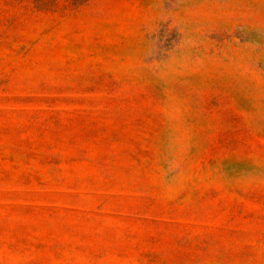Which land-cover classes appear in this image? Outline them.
Returning <instances> with one entry per match:
<instances>
[{"label": "rangeland", "instance_id": "1", "mask_svg": "<svg viewBox=\"0 0 264 264\" xmlns=\"http://www.w3.org/2000/svg\"><path fill=\"white\" fill-rule=\"evenodd\" d=\"M0 264H264V0H0Z\"/></svg>", "mask_w": 264, "mask_h": 264}]
</instances>
